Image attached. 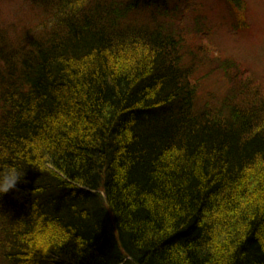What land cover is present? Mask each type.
Masks as SVG:
<instances>
[{
	"label": "trees",
	"instance_id": "obj_1",
	"mask_svg": "<svg viewBox=\"0 0 264 264\" xmlns=\"http://www.w3.org/2000/svg\"><path fill=\"white\" fill-rule=\"evenodd\" d=\"M23 1L0 2V167L24 173L0 264H264L263 79L204 40L203 0Z\"/></svg>",
	"mask_w": 264,
	"mask_h": 264
},
{
	"label": "rangeland",
	"instance_id": "obj_2",
	"mask_svg": "<svg viewBox=\"0 0 264 264\" xmlns=\"http://www.w3.org/2000/svg\"><path fill=\"white\" fill-rule=\"evenodd\" d=\"M0 2L2 17L7 20H15L26 13L23 0ZM242 3L240 12L230 14L225 0H203L206 25L211 27L209 35L203 38L218 47L217 52L233 57L245 66L246 74L263 79L264 85V0H242ZM202 81L201 96L207 91L221 95L227 87L218 72L205 76Z\"/></svg>",
	"mask_w": 264,
	"mask_h": 264
},
{
	"label": "clouds",
	"instance_id": "obj_3",
	"mask_svg": "<svg viewBox=\"0 0 264 264\" xmlns=\"http://www.w3.org/2000/svg\"><path fill=\"white\" fill-rule=\"evenodd\" d=\"M7 154H0V160H6ZM24 173L14 165L0 167V197L17 189V185L22 182Z\"/></svg>",
	"mask_w": 264,
	"mask_h": 264
}]
</instances>
